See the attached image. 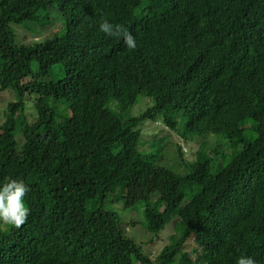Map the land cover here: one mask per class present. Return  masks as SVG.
<instances>
[{"label": "trees", "instance_id": "trees-1", "mask_svg": "<svg viewBox=\"0 0 264 264\" xmlns=\"http://www.w3.org/2000/svg\"><path fill=\"white\" fill-rule=\"evenodd\" d=\"M0 90V187L23 180L31 210L0 222V264H264V0H0ZM118 203L152 234L174 221L156 260Z\"/></svg>", "mask_w": 264, "mask_h": 264}, {"label": "rangeland", "instance_id": "rangeland-1", "mask_svg": "<svg viewBox=\"0 0 264 264\" xmlns=\"http://www.w3.org/2000/svg\"><path fill=\"white\" fill-rule=\"evenodd\" d=\"M19 34L21 37L23 35L26 36V38H30V40H39L42 38V35L33 36L31 37V34L27 33L26 31L19 29ZM36 67H34V70ZM46 81L48 79H45ZM32 93L28 94L26 96V116L28 123L32 124L36 120V115L34 112H32V103L34 101L35 96L32 95V98H30ZM16 98L9 92V91H1L0 90V123H2V118L5 115V112L7 110V106L11 101H15ZM148 101H146V98H141L137 104V106L132 110L133 115H139L142 112L145 111L147 108ZM61 111V110H60ZM61 113V112H60ZM163 125L155 121H150L146 124L144 127V138H148L149 136H153L156 134H163ZM172 136H174V143L181 142L183 146V150L187 151V155L189 157L193 158V154L199 151L201 148H206L205 141H200L199 139L189 140L185 142L184 140L180 139L179 136H176L172 132ZM201 149V150H202ZM169 151L173 154V149H170ZM169 154H167L166 161L169 165H172L171 158L168 157ZM112 208L110 206H107V210H111ZM115 211L120 215L121 222L123 223V229L125 231V234L134 242H136L138 245L142 246L143 252L148 254L149 257H151L153 260H156V258L160 255L161 249L166 247L168 244H170V239L172 236H175L177 234V230L175 228L174 221L169 223L164 231H162L159 234H152L149 232L144 223L140 221L138 224H132L131 222L134 220H138L142 217V210H139L138 207L133 209H125L124 203H118L114 205ZM178 240V238H177ZM192 248L187 249L186 251L190 252ZM190 256L191 254L188 253ZM187 256L186 260H184L183 264H193L192 256Z\"/></svg>", "mask_w": 264, "mask_h": 264}, {"label": "clouds", "instance_id": "clouds-1", "mask_svg": "<svg viewBox=\"0 0 264 264\" xmlns=\"http://www.w3.org/2000/svg\"><path fill=\"white\" fill-rule=\"evenodd\" d=\"M99 29L108 36L123 37V42L129 50L137 48L136 38L123 24L102 19ZM29 190L25 182L20 179H9L0 187V222L16 228H20L27 222L31 210L24 198ZM236 264H257V262L250 256L241 255Z\"/></svg>", "mask_w": 264, "mask_h": 264}]
</instances>
